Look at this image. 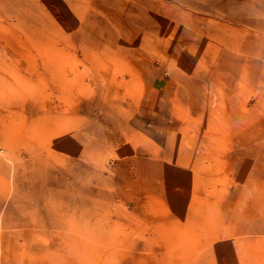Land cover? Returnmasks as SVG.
<instances>
[{
    "label": "rangeland",
    "instance_id": "1",
    "mask_svg": "<svg viewBox=\"0 0 264 264\" xmlns=\"http://www.w3.org/2000/svg\"><path fill=\"white\" fill-rule=\"evenodd\" d=\"M0 264H264V0H0Z\"/></svg>",
    "mask_w": 264,
    "mask_h": 264
},
{
    "label": "bare ground",
    "instance_id": "2",
    "mask_svg": "<svg viewBox=\"0 0 264 264\" xmlns=\"http://www.w3.org/2000/svg\"><path fill=\"white\" fill-rule=\"evenodd\" d=\"M10 164H11V166L13 167V164H12V162L11 161H9V160H7ZM10 177H9V180H10V184L12 185V181H13V171H12V169L10 170V175H9Z\"/></svg>",
    "mask_w": 264,
    "mask_h": 264
}]
</instances>
